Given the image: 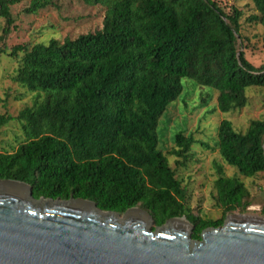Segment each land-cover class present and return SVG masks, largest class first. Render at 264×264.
Instances as JSON below:
<instances>
[{"label":"trees","instance_id":"trees-1","mask_svg":"<svg viewBox=\"0 0 264 264\" xmlns=\"http://www.w3.org/2000/svg\"><path fill=\"white\" fill-rule=\"evenodd\" d=\"M21 1L0 0L2 43L16 27L10 6ZM27 1V13L56 7L48 0ZM81 1L106 8L99 28L0 47V54L18 61L12 81L44 95L15 116L25 140L0 151V179L29 184L35 198H82L118 213L138 206L154 227L185 216L192 238L200 239L227 213L245 210L249 190L217 165L215 200L223 216L190 213L186 189L157 146V125L184 77L217 89L222 112L243 108L248 88L264 87V63L254 66L237 49L242 12H227L215 0ZM251 1L256 13L247 20L264 29V0ZM12 118L0 114V126ZM217 138L221 158L241 175L264 172V119L250 120L243 132L222 119ZM195 142L191 132L177 131L169 152L185 160Z\"/></svg>","mask_w":264,"mask_h":264},{"label":"water","instance_id":"water-1","mask_svg":"<svg viewBox=\"0 0 264 264\" xmlns=\"http://www.w3.org/2000/svg\"><path fill=\"white\" fill-rule=\"evenodd\" d=\"M149 224L136 207L119 217L92 200L35 198L29 184L0 179V264H264V216L226 215L200 239L187 219Z\"/></svg>","mask_w":264,"mask_h":264},{"label":"rangeland","instance_id":"rangeland-1","mask_svg":"<svg viewBox=\"0 0 264 264\" xmlns=\"http://www.w3.org/2000/svg\"><path fill=\"white\" fill-rule=\"evenodd\" d=\"M48 1L54 2L56 7L49 5L34 13L25 12L27 0L11 5L10 12L16 27L10 30L3 43L0 41V47L5 46L9 49L16 44L32 45L46 43L51 38L61 40L66 36L75 37L80 33L97 29L102 24L106 10L104 6L87 4L81 0ZM215 1L227 12L232 7L242 12L240 27L242 36L237 38V49L242 50L254 66L262 65L264 29L258 22L247 20V17L256 13L253 2ZM3 25L4 19L0 17V35ZM17 66L16 58L6 53L0 54V114L13 116L0 126V151H12L25 140L20 122L15 116L24 107L33 106L41 101L44 96L43 92L29 90L12 81L11 76ZM181 83L182 90L176 99L167 105L158 120L157 146L165 153L170 166L186 189L185 204L190 213L209 219L223 216V209L215 200L214 180L218 175V165L225 175L240 178L249 190V203L245 210H235L226 215L244 213L264 216L260 212L264 206V172L252 177L241 175L235 167L224 162L217 148V126L222 119H229L237 132L245 131L252 119H264V87L248 88L246 90L248 101L243 108L222 112L217 108V89L200 85L193 78L184 77ZM177 131L191 132L196 140L185 160L169 152L174 145L173 137ZM176 160L183 164H177ZM122 215L123 213H119V217ZM148 226L154 227L151 215Z\"/></svg>","mask_w":264,"mask_h":264},{"label":"bare ground","instance_id":"bare-ground-1","mask_svg":"<svg viewBox=\"0 0 264 264\" xmlns=\"http://www.w3.org/2000/svg\"><path fill=\"white\" fill-rule=\"evenodd\" d=\"M180 219L186 220L184 217H182V218H180Z\"/></svg>","mask_w":264,"mask_h":264}]
</instances>
